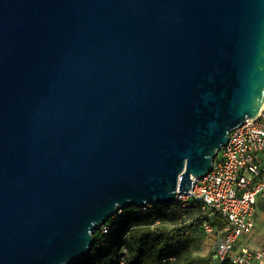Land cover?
I'll return each instance as SVG.
<instances>
[{"label":"water","instance_id":"obj_1","mask_svg":"<svg viewBox=\"0 0 264 264\" xmlns=\"http://www.w3.org/2000/svg\"><path fill=\"white\" fill-rule=\"evenodd\" d=\"M263 104L264 0H0V264L89 259Z\"/></svg>","mask_w":264,"mask_h":264},{"label":"built area","instance_id":"obj_2","mask_svg":"<svg viewBox=\"0 0 264 264\" xmlns=\"http://www.w3.org/2000/svg\"><path fill=\"white\" fill-rule=\"evenodd\" d=\"M176 203L186 206L191 200L201 204V213L219 219L204 221L206 235L217 238L208 264H264V246L252 244L264 214V104L259 116L232 130L227 145L215 158L207 175L193 178L192 187L179 190ZM148 206V205H147ZM144 209L146 207H140ZM123 209L102 224L95 234L96 245L105 246L118 227ZM170 255L164 264H173ZM115 264H130L123 249Z\"/></svg>","mask_w":264,"mask_h":264},{"label":"trees","instance_id":"obj_3","mask_svg":"<svg viewBox=\"0 0 264 264\" xmlns=\"http://www.w3.org/2000/svg\"><path fill=\"white\" fill-rule=\"evenodd\" d=\"M195 210H200L201 212V204L195 200H191L186 206H182L179 203L172 205H148L144 209L136 206L124 208L118 227L113 232L111 238L108 239L106 245L98 247L95 244L89 259L74 264H115L114 262L125 248L128 251L130 264H145L146 262L149 264H164L165 258L175 255L166 250L162 251L157 246L150 248L147 252L144 249L146 244L142 240V235L147 230H150L152 226L167 221H174L172 225L176 230L175 237H177L179 231L182 230V227H179L180 224L177 223L178 218L183 214L189 215ZM203 215L205 216L204 221H209L213 224L219 221L217 218ZM204 221L200 223L199 228L200 232L205 235V232L201 228ZM187 226L188 228L192 227L190 223L184 227ZM190 228L187 229L188 234H192ZM187 238H189V235ZM212 254L213 251L206 264L211 262Z\"/></svg>","mask_w":264,"mask_h":264},{"label":"rangeland","instance_id":"obj_4","mask_svg":"<svg viewBox=\"0 0 264 264\" xmlns=\"http://www.w3.org/2000/svg\"><path fill=\"white\" fill-rule=\"evenodd\" d=\"M200 213V210H195L189 215L183 214L178 218L177 223L180 224L179 227H182V230L179 231L177 237H175L176 230L172 225L174 221L152 226L142 235V240L146 244L144 249L148 252L150 248L157 246L162 251H169L176 256L173 264H206L216 246L217 238L214 235L208 236L200 232V223L205 219V216ZM258 222L260 228L252 236V244L261 247L264 246V214L260 213ZM189 223L192 225L191 228L189 227L192 234H188V226L184 227ZM188 235L189 238H187Z\"/></svg>","mask_w":264,"mask_h":264},{"label":"crops","instance_id":"obj_5","mask_svg":"<svg viewBox=\"0 0 264 264\" xmlns=\"http://www.w3.org/2000/svg\"><path fill=\"white\" fill-rule=\"evenodd\" d=\"M260 228V225H259V227H258V229Z\"/></svg>","mask_w":264,"mask_h":264}]
</instances>
